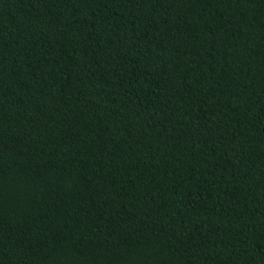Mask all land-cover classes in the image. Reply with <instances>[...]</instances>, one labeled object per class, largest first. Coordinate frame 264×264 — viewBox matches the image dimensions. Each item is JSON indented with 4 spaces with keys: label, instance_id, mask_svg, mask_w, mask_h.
<instances>
[{
    "label": "trees",
    "instance_id": "1",
    "mask_svg": "<svg viewBox=\"0 0 264 264\" xmlns=\"http://www.w3.org/2000/svg\"><path fill=\"white\" fill-rule=\"evenodd\" d=\"M0 264H264V0H0Z\"/></svg>",
    "mask_w": 264,
    "mask_h": 264
}]
</instances>
